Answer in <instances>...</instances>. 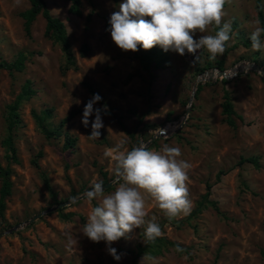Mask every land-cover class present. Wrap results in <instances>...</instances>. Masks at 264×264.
<instances>
[{"label":"rangeland","instance_id":"obj_1","mask_svg":"<svg viewBox=\"0 0 264 264\" xmlns=\"http://www.w3.org/2000/svg\"><path fill=\"white\" fill-rule=\"evenodd\" d=\"M44 1L51 15L65 25L75 69H63L60 46L45 34L41 16L26 34L21 13L29 8V0H0V61L11 62L19 54L26 57L21 73L0 69V165L10 169L12 183L0 216V233H4L0 236V264H264V78L250 68L236 70L231 78L217 77V72H230L243 64L264 70V49L255 51L251 44L243 45L255 27H260L254 0H228L225 4L223 21H231V39L215 60L203 48L195 55L168 51L170 68L151 73L139 61L142 48L123 52L111 40L108 21L123 0H82L81 16L69 13L67 0ZM261 5L264 16V0ZM214 34V30L205 33ZM199 36L197 33L195 38ZM84 44L88 51L81 57ZM26 80L32 82L35 95L18 110L20 123L12 133V158L4 145L7 108ZM197 81L201 91L178 127ZM84 82L102 97L94 108L105 106L109 112L103 116L98 139L90 138V124L85 128L80 123L91 99ZM226 91L233 110L243 119H235L233 128L225 124L222 114ZM45 109H52L49 124L54 128L71 110L79 113L60 137L47 140L33 117ZM174 124L175 128L147 148H181V158L191 165L186 181L190 210L169 220L154 200H148L145 211L148 220L154 218L159 224L161 237L187 248L188 254L167 248L154 256H138V247L146 243V225L110 246L104 241L91 242L82 230L99 201L89 202L84 194L100 181L103 186L112 182L105 194L118 187L113 182L112 149L122 141L126 150L145 145L161 128ZM64 132L76 138L71 149L64 148ZM250 157L257 158L258 167L238 165L241 158ZM220 171L224 175L216 182ZM207 185L211 186L208 199L218 211L207 206L195 214ZM70 201L61 211L44 213L57 203ZM15 227L18 229L7 233ZM66 233L77 239V245L69 247ZM109 247L116 249L119 260L109 255Z\"/></svg>","mask_w":264,"mask_h":264},{"label":"clouds","instance_id":"obj_2","mask_svg":"<svg viewBox=\"0 0 264 264\" xmlns=\"http://www.w3.org/2000/svg\"><path fill=\"white\" fill-rule=\"evenodd\" d=\"M228 0H123L118 11L109 18L112 42L123 52L145 51L160 47L181 56L195 55L205 49L211 60L222 55L226 43L231 39V21H223L224 6ZM150 18V19H147ZM214 35H205L209 31ZM197 33L200 34L196 39ZM264 28L255 27L250 35L251 47L255 51L264 49L261 36ZM196 58V56H195ZM102 97L93 94L83 109L81 125H91L90 138L98 139L104 127L103 116L107 107L94 108ZM90 117L93 119L90 120ZM112 152L114 161L113 181L118 185L115 191L105 194L103 182H97L86 191L89 201H99L91 209L82 234L91 242L104 241L111 245L126 237L135 228L146 225L144 238L154 242L163 235L154 220H148L146 201L154 200L169 220L186 215L191 207L188 171L191 165L182 159L178 146L164 145L160 150H149L145 145L125 149V142L117 144ZM68 237L69 247L77 245V239ZM114 260L121 257L116 249L109 247Z\"/></svg>","mask_w":264,"mask_h":264},{"label":"trees","instance_id":"obj_3","mask_svg":"<svg viewBox=\"0 0 264 264\" xmlns=\"http://www.w3.org/2000/svg\"><path fill=\"white\" fill-rule=\"evenodd\" d=\"M69 2V13L75 16H81V2L82 0H67ZM113 2H119L122 0H112ZM255 2V10L257 15V20L261 28H264V16L261 5V0H254ZM38 16H41L45 21V34L51 38V40L60 46L61 52L64 56V70L75 69L76 68V60L75 56L71 50V44L67 35V31L63 22L59 19L53 17L49 10L47 9L46 3L44 0H29V8L21 13V17L24 20V29L26 34L30 32L31 24L36 20ZM261 39H264V34H262ZM251 44L250 38H247L246 42H243L244 46H249ZM88 51V46L86 44L82 45L80 49V56L84 57ZM139 61L143 68L151 73L152 71H163L165 69L170 68L169 64V56L168 52L163 51L160 47H153L151 50H142L141 56L139 57ZM26 57L24 54H19L17 58L11 62L0 61V69L7 71L9 74L12 73H21L25 69ZM220 70L221 67L219 68ZM223 83H227L224 79ZM87 92L92 97L93 94H97V92L93 89V87L87 83H83ZM202 86L199 84L197 86L195 96L201 91ZM35 95V91L32 88V82L30 80H26L21 87L19 94L16 96L15 100L12 104L8 106V137L4 141V145L6 146L8 152L11 157H15V149L13 147V135L14 129L20 123L18 110L21 104L25 101H28ZM102 100L98 101L101 102ZM193 106H191L192 108ZM79 113L78 110H71L62 120L59 121L57 127H51L49 124V120L52 118V109L42 110L39 114H33L34 119L36 120L38 126L42 130L43 135L47 140L55 139L61 136V133L64 127ZM109 114V112H108ZM222 114L224 116V122L227 126L233 128L235 127V119L242 122V117L235 113L233 110V105L231 103L229 93L226 91L224 93V103H223V111ZM64 148L71 149L75 146L76 138L71 137L67 132H64ZM242 163H249L255 167H258L257 158H241L238 165ZM10 169L7 167H2L0 165V178L2 179V184L0 187V216L5 207V201L7 197L11 194L12 183L10 181ZM224 175L223 171L218 172L216 175V182L219 181L220 177ZM211 186L207 185L206 193L201 202L198 203L195 214H198L202 209L207 206H211L215 211H218L215 202H212L208 199L209 192ZM58 205V203H57ZM59 209L58 211H61ZM172 248L179 254H188V249L184 248L180 244L172 242L164 237L157 238L154 242H148L142 246L138 247L137 255H157L161 253L162 249Z\"/></svg>","mask_w":264,"mask_h":264},{"label":"water","instance_id":"obj_4","mask_svg":"<svg viewBox=\"0 0 264 264\" xmlns=\"http://www.w3.org/2000/svg\"><path fill=\"white\" fill-rule=\"evenodd\" d=\"M247 68H250L252 69L253 71L255 72H259L263 78H264V70L259 66V65H254V64H248L247 65ZM231 71H234V73L232 74H236L235 72V68H233ZM230 71V72H231ZM206 75V74H205ZM204 75V76H205ZM210 77H213L214 75H209ZM217 77L220 78V79H223V78H231V75L230 74H226L225 71H220V72H217ZM197 85H198V81L197 83L194 85L193 87V90H192V94H191V97H190V100L188 102V105H187V108H186V111L182 117V120L178 123V127H181L183 125V123L185 122V120L187 119L188 115H189V112H190V108H191V103H192V100L195 96V92H196V89H197ZM162 135H165V131H164V128H161L159 130V132L156 134V136H154L147 144H145V146L147 147L150 143L153 142V140H155L156 138H158L159 136H162ZM112 185V182H109L107 184L104 185V189H108L110 188ZM82 198V197H81ZM73 201H70V202H62V203H59L56 208H50L48 210H46L44 213H47V212H51L52 210L54 209H60V208H63V207H66L68 205H70ZM42 214H39V215H36L34 216L30 221L29 223L33 222L34 220L38 219ZM18 227H15V228H12L11 230H9L7 233H11L15 230H17ZM4 233H0V236H2Z\"/></svg>","mask_w":264,"mask_h":264},{"label":"bare ground","instance_id":"obj_5","mask_svg":"<svg viewBox=\"0 0 264 264\" xmlns=\"http://www.w3.org/2000/svg\"><path fill=\"white\" fill-rule=\"evenodd\" d=\"M238 69H247V65H246V64H243V65H241V66H239V67H236V68H235V71L238 70ZM232 73H234V71L226 72V74H230V75H231ZM213 75H215V74H213ZM208 76H209V74H206V75H205V77H208ZM175 127H176V124H174V125H172V126H167V127L164 128V131L167 132V130H168L169 128H175Z\"/></svg>","mask_w":264,"mask_h":264}]
</instances>
